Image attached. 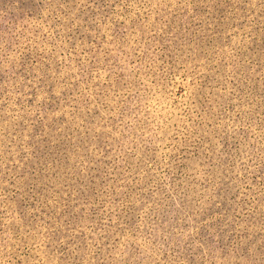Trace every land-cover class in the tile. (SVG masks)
<instances>
[{"label": "rangeland", "instance_id": "rangeland-1", "mask_svg": "<svg viewBox=\"0 0 264 264\" xmlns=\"http://www.w3.org/2000/svg\"><path fill=\"white\" fill-rule=\"evenodd\" d=\"M0 264H264V0H0Z\"/></svg>", "mask_w": 264, "mask_h": 264}]
</instances>
